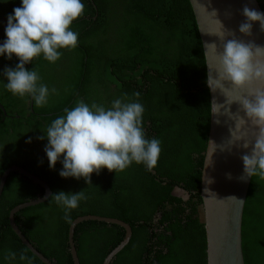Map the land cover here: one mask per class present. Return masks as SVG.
Listing matches in <instances>:
<instances>
[{"label": "trees", "instance_id": "obj_1", "mask_svg": "<svg viewBox=\"0 0 264 264\" xmlns=\"http://www.w3.org/2000/svg\"><path fill=\"white\" fill-rule=\"evenodd\" d=\"M84 14L71 30L75 49H59L61 58L49 63L43 55L26 64L36 70L50 95L37 107L30 97L9 92L4 74L19 63L13 55L0 77V174L14 164L43 179L50 194L40 203L13 214L24 238L53 264H72L64 211L51 198L63 191H84L86 199L71 211L113 216L127 223L130 236L108 264H205V237L200 218L199 178L205 147L209 93L200 39L188 0H81ZM264 13V0H257ZM22 0H0V41L6 40L7 18ZM3 26V27H2ZM4 56V55H3ZM6 56V54H5ZM7 57V56H6ZM55 88L56 92L51 93ZM140 92L136 98L134 93ZM127 94L145 109L146 139L161 141L156 167L147 171L133 163L124 172L106 168L83 178H63L62 160L49 167L44 132L51 122L79 100L111 106ZM30 98V111L27 101ZM2 114V115H1ZM5 128V129H4ZM8 129V130H7ZM44 136L43 140L39 137ZM30 141V142H29ZM42 194V188L9 171L0 192V264H43L10 231L8 210ZM124 234L112 222L82 219L71 240L79 264H100ZM244 264H264V180L250 177L241 214ZM9 252L15 260L6 259Z\"/></svg>", "mask_w": 264, "mask_h": 264}, {"label": "clouds", "instance_id": "obj_2", "mask_svg": "<svg viewBox=\"0 0 264 264\" xmlns=\"http://www.w3.org/2000/svg\"><path fill=\"white\" fill-rule=\"evenodd\" d=\"M84 9L81 0H22L21 6L13 9L14 14L7 18V38L0 45V56L6 54L11 60L15 55L19 60L15 69H5L8 80L5 87L9 92L20 98L30 97L37 107L48 103L49 88L40 82L41 77L35 69L28 71L25 65L41 55L54 64L62 56L59 49H75L78 34L71 30V25L83 16ZM211 14L216 15L215 11ZM242 15L246 20L239 25L240 33L251 36L254 22H259L264 31V13L245 6ZM217 22L220 30L211 34L219 37V47L216 43L206 44L215 61L214 69L207 65L206 84L213 93L219 90L227 98L226 104H239L244 113L241 116L239 112L232 114L225 109L236 122L235 129L230 130L231 145L243 140V148L252 146L251 153L241 157L244 168L240 179L258 177L264 180V46L236 38L234 32L225 29L219 20ZM207 55L206 50L204 56ZM233 90L242 94L233 98ZM55 92L52 88L51 93ZM140 95V92L134 93L136 98ZM209 107L211 114H220L224 105L213 100ZM144 111L143 105L138 100H130L127 94L113 100L108 108L96 102L89 106L79 100L73 108L65 109L64 115L54 119L44 132L48 140L45 152L49 167L54 169L63 157L59 175L83 178L88 184H91V175L99 174L104 168L119 173L135 163L143 164L151 172L158 163L161 141L145 138ZM249 124L257 130L254 142L236 134ZM227 175L231 179V174ZM51 198L63 209V218L68 223L72 222L71 211L86 199L84 191L75 194L60 191ZM5 258L15 260L16 254L9 252ZM19 258L31 264L23 253Z\"/></svg>", "mask_w": 264, "mask_h": 264}, {"label": "water", "instance_id": "obj_3", "mask_svg": "<svg viewBox=\"0 0 264 264\" xmlns=\"http://www.w3.org/2000/svg\"><path fill=\"white\" fill-rule=\"evenodd\" d=\"M188 3L202 48L205 84L209 68L214 69L215 67L213 53L211 49L207 48L206 44L216 43L218 47L220 44L219 37L211 34L220 30L217 20L223 24L225 29L234 32L236 38L242 39L245 42H253L258 46H264V31H261L259 22L253 23L251 36H245L239 32V25L246 20V17L242 15V10L245 6L262 13L257 0H188ZM214 11L216 13L215 17L211 14ZM206 50L208 51L207 57L204 56ZM226 86L231 87L230 85ZM207 89L209 93V106L215 100L216 103L224 105V108H221L220 114H211L209 107L208 129L200 168V218L205 237V264H244L241 251L242 235H240V225L243 203L250 177L246 180L240 179L244 168L241 157L245 154H250L252 146L250 145L247 149L243 148V140L231 145L230 130L235 129L236 122L226 114L225 109L230 110L232 114L239 112L243 116L244 113L241 111L240 105L235 102L228 105L226 104L227 98L219 90L213 93L208 86ZM241 94L238 90L232 91L233 98ZM29 105L28 103V108ZM0 111L2 112L1 106ZM217 120H219V123H216ZM256 132L257 130L249 124L236 134L244 135L246 140L254 142ZM9 171L17 172L42 188L41 195L20 202L8 210L7 221L10 231L18 239L19 243L25 246L41 263L53 264L24 238L18 230V226L14 223L13 218L14 212L18 209L43 202L50 194L49 187L40 177L21 166L12 164L0 174V192ZM229 173L231 174V179L228 178L227 174ZM209 180L211 183L208 182ZM82 219H97L112 222L124 229V234L119 242L103 256L100 263L108 264L110 258L128 241V236H130L129 225L112 216L92 213L81 214L73 218L72 222L68 224L66 232V243L72 264L79 263L74 244L71 240V233H73L75 224Z\"/></svg>", "mask_w": 264, "mask_h": 264}, {"label": "flooded vegetation", "instance_id": "obj_4", "mask_svg": "<svg viewBox=\"0 0 264 264\" xmlns=\"http://www.w3.org/2000/svg\"><path fill=\"white\" fill-rule=\"evenodd\" d=\"M0 23L2 24V25H5L6 24V22L3 20V19H1L0 20ZM3 27V26H2ZM8 64V59H7V57L4 55H2V56H0V77H3V74H2V71H4V70H2V68H3V66L4 65H7ZM28 103L31 105V101H30V98L28 99V101H27V105H26V107H27V110L28 111H30V105H29V108H28ZM2 115V114H1ZM0 123H3L1 120H0ZM5 129V128H4ZM8 130V129H7Z\"/></svg>", "mask_w": 264, "mask_h": 264}]
</instances>
